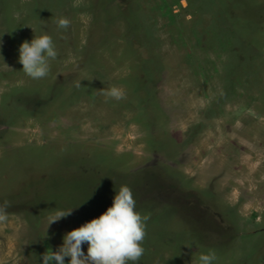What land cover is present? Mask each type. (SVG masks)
I'll use <instances>...</instances> for the list:
<instances>
[{"label":"rangeland","instance_id":"rangeland-1","mask_svg":"<svg viewBox=\"0 0 264 264\" xmlns=\"http://www.w3.org/2000/svg\"><path fill=\"white\" fill-rule=\"evenodd\" d=\"M41 31L34 80L18 46ZM0 41V264H40L121 185L137 264H264V0H0Z\"/></svg>","mask_w":264,"mask_h":264},{"label":"clouds","instance_id":"clouds-1","mask_svg":"<svg viewBox=\"0 0 264 264\" xmlns=\"http://www.w3.org/2000/svg\"><path fill=\"white\" fill-rule=\"evenodd\" d=\"M56 23L58 28L66 29L70 22L67 18H59ZM56 57L53 39L43 31L40 35H33L31 40L22 41L18 46L21 70L34 80L49 74L50 61ZM0 58H3L2 55ZM76 86L80 87L81 83L78 82ZM103 94L117 101L125 97L124 90L118 86H111ZM8 206L7 201L0 203V222L7 219ZM71 211L55 212L49 219L46 230L52 223L70 215ZM146 219L136 211L131 188L121 185L114 189L109 207L99 216L66 232L55 251L51 248L45 250L40 257V264H65L66 257L68 264H137L144 253L142 242L145 238ZM84 245L87 246L86 252L82 249ZM198 260L199 264H214L216 255L209 250L201 253Z\"/></svg>","mask_w":264,"mask_h":264}]
</instances>
